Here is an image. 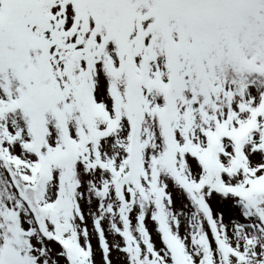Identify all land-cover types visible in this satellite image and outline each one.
I'll return each instance as SVG.
<instances>
[{"label":"snow or ice","instance_id":"obj_1","mask_svg":"<svg viewBox=\"0 0 264 264\" xmlns=\"http://www.w3.org/2000/svg\"><path fill=\"white\" fill-rule=\"evenodd\" d=\"M0 264H264V0H0Z\"/></svg>","mask_w":264,"mask_h":264}]
</instances>
